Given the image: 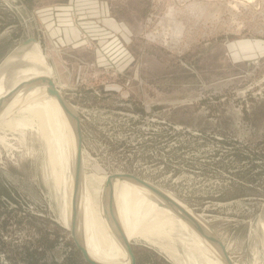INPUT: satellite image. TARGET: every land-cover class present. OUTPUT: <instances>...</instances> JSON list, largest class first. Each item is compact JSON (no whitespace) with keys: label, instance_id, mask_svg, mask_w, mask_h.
<instances>
[{"label":"rangeland","instance_id":"obj_1","mask_svg":"<svg viewBox=\"0 0 264 264\" xmlns=\"http://www.w3.org/2000/svg\"><path fill=\"white\" fill-rule=\"evenodd\" d=\"M29 38L78 112L86 176L135 174L200 215L234 263L264 264V0H0V69ZM16 129L0 128V264H89L48 144ZM144 241L136 264H177Z\"/></svg>","mask_w":264,"mask_h":264},{"label":"bare ground","instance_id":"obj_2","mask_svg":"<svg viewBox=\"0 0 264 264\" xmlns=\"http://www.w3.org/2000/svg\"><path fill=\"white\" fill-rule=\"evenodd\" d=\"M37 43L36 41L26 46L21 55L9 57L4 60L5 63L3 61L0 69V99L13 87L29 79L39 76L53 78L52 65L47 63L39 48H30ZM47 88L44 84L32 87L31 90L25 89L9 101L0 111V128L4 135L12 130L18 132V128L22 131L20 136L24 137L25 127H35L41 138L45 139L49 146V179L54 182L60 195L64 222L76 231L79 244L92 260L100 264H130V256L116 232L118 222L127 238L135 236L165 250L177 264H226L217 244H212L205 238L208 245L187 220L177 215L152 190L136 181L127 182L122 178L123 180L115 179L108 184V176L103 173L99 175L100 170H97L94 177L86 176L83 172L82 194L76 211L74 130L58 101L50 96ZM11 113L16 115L13 114L10 118ZM1 140L3 139L0 138ZM181 205L198 221H203L200 215H195L187 206ZM208 230L215 236L210 228ZM95 240L98 241L96 244L93 243ZM180 247L183 254H186L185 259L179 255ZM117 248L124 259L117 258ZM205 250L213 254L206 253Z\"/></svg>","mask_w":264,"mask_h":264},{"label":"water","instance_id":"obj_3","mask_svg":"<svg viewBox=\"0 0 264 264\" xmlns=\"http://www.w3.org/2000/svg\"><path fill=\"white\" fill-rule=\"evenodd\" d=\"M36 42V39L29 38L26 41L22 42L20 45H18L13 51L10 52L7 58L15 56V55H21L23 53V49L30 45L31 43ZM6 58V59H7ZM5 59V61H6ZM4 61V63H5ZM3 63V64H4ZM47 85V90L50 96H53L58 101L60 107L66 114L67 118L70 121V124L72 126V130H74V136L76 139V147H75V155H74V192L76 193V211L79 208V200L80 195L82 194V182H83V152H82V131H81V125H80V119L78 114L76 113V110H74L72 105L65 99V97L61 94L60 90L58 89V86L54 82V80L48 76H39L32 79H29L28 81L18 84L13 90H11L4 98L0 99V111L4 106L11 101L13 98L17 97L20 92L24 91L25 89H32V87H40L42 85ZM124 179L129 178L134 181H136L139 184H142L146 187H148L150 190H152L155 194H157L164 202L168 204L172 208V210L179 215L180 217L187 220V222L196 229L204 238H206L208 241H210L212 244H217L216 246L219 248L220 253L222 254V257L226 264H235L234 260L232 259V256L227 252L226 247L224 246L223 242L216 238L217 236L214 232L210 233L211 231L208 230V227H205V223L198 221L194 215H192L186 208H184L181 204H183L180 200L175 198L171 193L167 192L166 190L162 189L161 187L131 173H112L108 177V184L113 182L115 179ZM186 206V205H185ZM196 215V214H195ZM207 226V225H206ZM72 229V233L75 239V243L77 247L82 252L85 261L89 264H100L96 261L92 260L88 254L87 251L84 250L81 244H79L77 239L76 231ZM116 229L119 237L121 238L122 243L124 244L131 262L130 264H136V256L133 251L132 243L128 240L126 235L124 234L121 226L118 222H116ZM212 230V229H211ZM218 237V236H217ZM219 239V240H218Z\"/></svg>","mask_w":264,"mask_h":264},{"label":"flooded vegetation","instance_id":"obj_4","mask_svg":"<svg viewBox=\"0 0 264 264\" xmlns=\"http://www.w3.org/2000/svg\"><path fill=\"white\" fill-rule=\"evenodd\" d=\"M263 225H264V223H263ZM263 225H262V222H261V226H263ZM127 236H128V235H127ZM128 239L130 240V242L132 241V239H131L130 237H128Z\"/></svg>","mask_w":264,"mask_h":264},{"label":"crops","instance_id":"obj_5","mask_svg":"<svg viewBox=\"0 0 264 264\" xmlns=\"http://www.w3.org/2000/svg\"><path fill=\"white\" fill-rule=\"evenodd\" d=\"M72 26H74V25L72 24Z\"/></svg>","mask_w":264,"mask_h":264}]
</instances>
